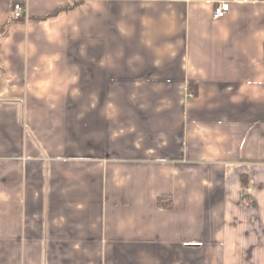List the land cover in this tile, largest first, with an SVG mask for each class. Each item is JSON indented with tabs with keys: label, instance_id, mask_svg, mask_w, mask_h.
Here are the masks:
<instances>
[{
	"label": "crops",
	"instance_id": "crops-1",
	"mask_svg": "<svg viewBox=\"0 0 264 264\" xmlns=\"http://www.w3.org/2000/svg\"><path fill=\"white\" fill-rule=\"evenodd\" d=\"M263 49L264 0H0V264H264Z\"/></svg>",
	"mask_w": 264,
	"mask_h": 264
},
{
	"label": "built area",
	"instance_id": "built-area-1",
	"mask_svg": "<svg viewBox=\"0 0 264 264\" xmlns=\"http://www.w3.org/2000/svg\"><path fill=\"white\" fill-rule=\"evenodd\" d=\"M229 10V3L228 2H219L214 6L212 16L214 19H219L223 17L227 11ZM25 16V10H24V5L21 1H16L13 4V13L12 17L13 18H22ZM262 59L264 61V49L262 51Z\"/></svg>",
	"mask_w": 264,
	"mask_h": 264
}]
</instances>
